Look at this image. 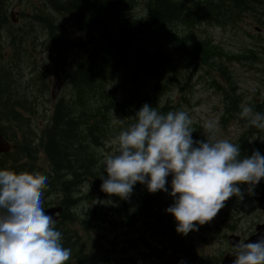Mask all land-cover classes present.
<instances>
[{
    "label": "rangeland",
    "instance_id": "obj_1",
    "mask_svg": "<svg viewBox=\"0 0 264 264\" xmlns=\"http://www.w3.org/2000/svg\"><path fill=\"white\" fill-rule=\"evenodd\" d=\"M3 1L4 0H0V26L4 29V33L10 35L11 41H13L17 46L19 58L21 60H23L26 57V53L31 50L29 48H25L23 45L24 39L27 35H29L31 40L36 44H39L42 38L48 37L51 38L54 45L59 49L63 48L64 44L62 39L61 14L56 11H50L46 6L45 0H39L42 7V13L35 17L33 24L27 28L15 30H11L4 24V13L2 9ZM21 1L27 3L29 0ZM137 2L138 1L133 3L134 7L137 6ZM133 10H135L134 15L136 16L144 13L142 4ZM94 13H97V10ZM177 14L178 12H176L173 16L175 17ZM148 15L149 11L144 14L143 18L139 17L138 19H144ZM69 20L74 22L70 16ZM22 23L23 22L19 25H22ZM238 26L240 27V31L237 35L232 34V32H223L219 29H208L207 32L211 35L216 44L221 45L228 51L242 52L243 50L251 49L252 53L249 57L244 58L230 67L233 79L239 87V92L243 94V99H245V103H247L254 97L258 99L264 98V51L261 49L264 47V30H259L258 24L249 18L246 19L245 23V17L244 23L240 22ZM70 32H73V30L70 29ZM75 35L76 33L73 32L72 36ZM85 39V43L89 44V38L86 35ZM88 48L89 49L78 50L75 58H69L68 56L59 54L61 53L59 52L58 54H48V59H53L61 66L68 85L66 94L62 96L57 103L62 102L65 105L66 110L70 111V113L75 116V119L79 121V124L85 120H89L91 113L96 115V105L99 103V99L102 97L106 98L104 105L98 106L102 112L101 117L97 118L95 127L93 126L91 128V132L96 141V144L92 146L94 164H97L95 156L100 154L98 142L104 139L112 138L113 136L111 132L116 130L118 126H115L111 131L108 130L107 124L110 117L112 116L116 122L122 123V125L130 126L136 120L135 114L138 111L137 107L142 101L137 98L141 96H143L146 101L153 102L154 105H162V102H160L158 98H154L147 93V89L150 84H156L157 86L164 84V78L167 81L168 78L167 74L159 78H152V76H148L140 71H137L138 75L134 76V80L136 83L135 88L139 93L136 94V97L131 99L124 111L114 112L115 108L110 105L111 100L109 96L116 100L129 90L128 85L121 87V81L119 80L118 86L112 79V75L116 77L118 75V71L116 73L109 72L108 74H105L106 79L102 86L99 84L96 85L94 90L95 95L90 94L88 90L79 94L71 85L72 76H74L80 61L90 50L89 45ZM53 56H56V59L52 58ZM176 63L178 69L181 71L180 78L184 80L189 77V83L192 85V94L189 98H187V103L189 104L187 108H190L191 110L189 109L190 111L186 112L189 114L192 122H197L202 128V132L208 136L206 130L203 128V124L209 120L215 121L216 125L218 124L217 120L220 116L219 109L221 107L222 96L215 94L216 91L208 87L207 82L211 80L210 75L215 76L218 72L210 67H201L200 60H198L197 64L193 67L187 65L185 61H177ZM43 67L46 70L45 64ZM112 67H114V65ZM172 69L173 68L171 67L170 70ZM24 70L25 76H27L30 73V70L27 67H25ZM2 71L3 85L5 84V87L2 89L1 96L6 95L7 101L5 105L12 104L14 107L18 105L26 112L28 118H34V124L37 127H40L41 115L46 116L48 109V105L45 106L44 104L45 100L43 98V94L44 97L47 96L44 93V89L39 80L42 72L36 71V76L32 78L31 83L24 84L14 82L12 71L4 69L0 65V72ZM52 72L53 69L51 70V73L48 72V75L51 78ZM150 78L152 79L147 82ZM180 88H183L184 92L181 91ZM166 92L167 85H164V94H166ZM171 93H173L174 96H180L183 93L187 95L188 93H191V91L187 83L184 86V82L177 80L173 84ZM0 106L3 107L1 104ZM11 116H13V120L7 119L5 121V125L12 136V131H14L12 126L18 122L19 118L13 112ZM219 127L217 126L215 135L216 139H225L228 135L235 134V136H237L239 134V126L236 124L230 125L226 130L221 126ZM21 131L26 134V139L23 141L25 144H21L22 149H19L18 145V152L9 158H18V154H20L22 159L20 162L22 163L18 166L10 167L8 164L13 165L15 162L11 160L4 165L0 164V170L6 169L16 173H35V168L38 167L40 170L44 171V173L49 174L50 164L48 163V165L45 166L41 164L40 160H35L36 156H38L44 148L40 143V137L34 135L29 120H26L25 123L22 124ZM252 132L253 134H260L259 130L256 128L253 129ZM225 133L228 135H225ZM89 137L90 135L87 133L85 137L87 145L89 144ZM229 141L232 142V139H229ZM116 147V144L113 142L106 144L101 151L102 154H104V158L112 154ZM81 155L83 159L84 155ZM29 157H31V159ZM72 166H74V169L87 172L83 163L79 165L73 164ZM95 170H98L99 172H96L98 173V176H96L92 183L86 184L85 178L74 179L75 186L71 191V195L75 202L69 206V209H67L69 216H76L74 220L69 222V228L76 235L79 244L85 243L84 253L89 254L91 252L93 243L99 251L101 259L97 261L92 259V264H161L159 260L149 256L148 249L143 246V242L139 241V238L143 237L146 240L145 242H153L160 238V234L152 235L150 232H143L142 229L136 230L135 228L123 225L117 211L118 206L112 199L96 196L94 197V200L92 196L87 198L88 191H91V189L100 194H104V192L101 191L102 180L100 179L102 175L106 176V173H104V165L98 164ZM50 184L51 181H48V186L45 190L43 198V200L45 199V202H51L55 199L56 195L60 194V191H58V183L54 182L53 186ZM255 187H258V185H255ZM140 191L148 192L144 185L139 184L134 186V193L137 198H139ZM156 194L157 193H149L147 199L145 197L142 201L139 200V208L135 207L136 211L131 217V223L138 225L139 218H142L147 225H155L153 228L157 232L163 233L165 232V227L161 222V216L157 214L159 211H163L161 205H158V207L155 208L156 213L153 216L148 215V213L152 211L153 207L148 210L145 209V206H147V203H145L146 201H150L151 204L153 203V206L158 204L155 201ZM247 197H251V194ZM247 197L246 199L243 198L238 201L228 200L225 203L229 206L225 205L224 207L225 210L233 216L234 222H236L237 233L241 235L248 234L254 223L260 220V214L256 209V205L250 199H247ZM130 198L133 200L137 199L136 197H133V193ZM208 223L210 228L209 231H199L193 233L190 235V239L193 242L196 253L209 264L212 263L219 253L225 249L222 235L228 231L227 225L229 220L216 216ZM73 263H76L75 259L73 260Z\"/></svg>",
    "mask_w": 264,
    "mask_h": 264
},
{
    "label": "clouds",
    "instance_id": "obj_2",
    "mask_svg": "<svg viewBox=\"0 0 264 264\" xmlns=\"http://www.w3.org/2000/svg\"><path fill=\"white\" fill-rule=\"evenodd\" d=\"M240 108L247 126L264 131V112L248 104ZM135 118L119 132L113 141L115 151L104 159L101 191L125 201L137 183L151 194L166 193L172 204L165 211L174 218L178 234L199 231L229 198L243 199V185L251 193V186L264 179V155L259 150L242 155L240 145L216 139L215 121L203 124L207 139L194 140L186 111L165 114L146 103ZM47 186V176L0 170V264H66L70 260L71 250L61 243L56 218L44 207ZM231 254L233 264H264V233L256 242L233 243Z\"/></svg>",
    "mask_w": 264,
    "mask_h": 264
},
{
    "label": "trees",
    "instance_id": "obj_3",
    "mask_svg": "<svg viewBox=\"0 0 264 264\" xmlns=\"http://www.w3.org/2000/svg\"><path fill=\"white\" fill-rule=\"evenodd\" d=\"M48 1L51 2L54 7H57L58 3L61 2V4H63L61 6L65 12H69L68 14L70 18L79 24L77 26L80 27L89 38L88 42L90 50L86 55L87 57L82 59L71 80L78 93L85 92L87 88L90 93H92L96 88V84L101 81L105 74L110 72V68L113 65H117L121 68L126 66L128 69L134 68L135 72L141 70L142 73L152 77L163 75L164 70L167 69L166 60L168 63V57L165 56L164 52L169 46H171L172 41V35H170V32L168 33L164 27L169 26V29L174 36H179L180 40L183 38L182 35H178L177 33V25L180 21V17L178 14L175 17L173 16L178 12L174 0L145 1L143 8L144 13L141 16L138 15L140 18H143L144 14L149 11V15L144 19H138L135 17L133 13V9H135L133 6L134 0ZM231 1V4L227 6V11L230 12L228 14H234L241 9H245L246 13H250L257 7L264 6V4H259L257 2L258 0ZM96 10L97 13H94ZM213 11L214 8L212 6L203 4L200 13L201 15H206L211 14ZM41 13L42 12L40 11V14ZM226 13L227 12L223 11L222 15L224 16ZM37 15H35V17ZM29 38L30 36L27 35L25 40H28ZM45 38L47 40L51 39L48 37ZM174 42L175 41H173V43ZM193 47L194 46H192V48ZM200 54L204 55L205 53ZM19 66V62H15L13 67H9L8 65L2 67L12 71L15 78V72H19L20 70ZM28 66L35 68V60H30ZM135 72L133 75H135ZM2 74L3 71L0 72V96L2 94V89L5 87V84L3 85ZM150 79H148L147 82ZM39 80L45 93L48 89L47 83L42 79ZM134 97L135 96L133 95L131 97H129V95L123 96L122 100L116 101L109 96L111 100L110 105L115 108L114 112H122L127 108L131 99ZM99 100V103L96 105V116L98 117L102 114L98 106L104 105L106 98L102 97ZM141 100L139 106L142 107L146 102L142 98ZM6 101V95L0 97V103L5 105ZM61 104L62 103H58L55 105L52 117L49 118V125L42 131L41 138L44 140H41V144H43L47 161L51 164L53 172L55 173L54 175L61 180L64 189L67 190L69 182L65 181L64 175L68 171L75 172L74 166H72L71 163L73 164L74 162L83 161L86 164L85 167L87 171L92 169V163L90 154L88 155L83 152L82 154L84 157L82 159V155L75 154L77 150L74 147H71L78 143L80 139L78 133H76V124H74L72 120L66 119ZM151 106L154 107V103ZM158 111L166 114L167 107L163 106ZM112 118L113 117L111 116L107 124L108 130L110 131L120 124L118 122L113 123ZM117 127L118 128L116 129L122 128V125ZM107 140L108 139H104L98 142V146ZM75 157L80 158L75 159ZM95 159L97 162V155L95 156ZM85 183H91L90 179H87ZM92 191L95 190L91 189V191H88V194ZM67 204V201H65V203L62 201V206L64 208L63 217L65 216L69 221L70 219H73V216H69L67 211L68 208L66 207ZM151 208L152 207L145 206V209L147 210ZM57 230L61 231L59 229ZM63 233L65 232L63 231ZM64 237L63 234L62 241ZM64 240V244L68 242L71 244L69 239Z\"/></svg>",
    "mask_w": 264,
    "mask_h": 264
},
{
    "label": "bare ground",
    "instance_id": "obj_4",
    "mask_svg": "<svg viewBox=\"0 0 264 264\" xmlns=\"http://www.w3.org/2000/svg\"><path fill=\"white\" fill-rule=\"evenodd\" d=\"M62 2H64V0L62 1ZM134 2H136L135 0H134ZM133 2V3H134ZM45 3H46V6L49 8V10L50 11H56V12H58V13H69V12H65V10L62 8V6L61 5H63V4H61V2L60 3H58V5H57V7H54L52 4H51V2H49L48 0H45ZM137 7V6H136ZM136 7H135V9H136ZM133 13L135 14V10H133ZM68 16H69V14H68ZM135 17L136 18H139V16H136L135 15ZM175 20V19H174ZM173 20V21H174ZM76 23V22H75ZM80 28V27H79ZM81 30V29H80ZM82 31V30H81ZM83 32V31H82ZM84 33V32H83ZM85 35L87 36V34L85 33ZM89 45V44H88ZM164 52V51H163ZM88 54V53H87ZM86 54V55H87ZM164 54H165V56H166V53L164 52ZM84 56L83 58H85V57H87V56ZM167 59V58H166ZM82 61V60H81ZM81 61H80V63H81ZM79 63V64H80ZM0 65H1V63H0ZM166 65H167V60H166ZM79 66V65H78ZM78 68V67H77ZM113 68V69H112ZM119 69H121V67H118L117 65H114V67H111L110 68V72H117ZM77 70V69H76ZM127 70H132L133 71V73L135 72L134 71V68H127ZM141 73H142V71L141 70H139ZM114 73V74H115ZM108 74V73H107ZM165 74H167V70H164V73H163V75H160L159 77H162V76H164ZM136 75H138V73L137 72H135V75H133V76H136ZM158 77V78H159ZM72 78H73V76H72ZM152 78H154V77H152ZM151 78V79H152ZM155 78H157V77H155ZM105 79H106V77L104 76L102 79H101V81L98 83L99 85H101L102 86V84H103V82L105 81ZM150 79V80H151ZM72 80V79H71ZM149 80V81H150ZM148 81V82H149ZM71 85H72V87H73V89L76 91V89H75V87L73 86V84H72V82H71ZM97 85V84H96ZM88 90V88L86 89V91ZM95 90V89H94ZM94 90L92 91V93H90V94H92V95H95V92H94ZM85 91V92H86ZM89 91V90H88ZM77 92V91H76ZM90 92V91H89ZM78 93V92H77ZM80 94V93H79ZM95 98H96V96H95ZM144 99V101L147 103V104H149V105H152L153 103L152 102H150V101H146L145 100V98L143 97V96H141V97H139V98H137V99ZM60 103H62V102H60ZM1 105H3L2 103H0ZM58 104V103H57ZM56 104V105H57ZM160 106H162V105H160ZM163 106H165L164 104H163ZM61 107H62V109L64 110V115L66 116V119L67 120H72L73 122H74V124H76V128H77V130H76V133H78V137H79V142L78 143H76V144H74L73 146H71V147H74L76 150H77V152L75 153V154H82L83 152L85 153V154H90V158H91V163H92V169L90 170V171H87L86 170V167H85V170L87 171V172H85V171H80V170H78V169H75V172L73 173L72 171L71 172H67V173H65V175H64V179H65V181H67V182H69V186H68V188H67V190H65L64 189V187H63V185H62V182H61V180H59V178L56 176V175H54L55 173L53 172V168H52V166H51V164L49 165V169H50V172H49V174H46V173H44V171H42V170H40V168H38V167H36L35 168V174H38V175H41V176H47L48 177V181H51V186H53V183L54 182H56V183H58V185H59V188H58V191H60L61 192V194L63 195V202L65 203V201H67L68 202V204H67V208L69 209L70 207V205H72L74 202H75V200L73 199V197H72V195H69V194H71V191L73 190V187L75 186V181H74V179L75 178H85V181L87 180V179H90V181H91V183L93 182V180L96 178V176H98L97 174L98 173H96V172H99L98 170H95V168H97V166H98V164H94V153H93V150H92V146L94 145V144H96V141H95V137H94V135L92 134V132H91V128L94 126L95 127V122H96V120H97V118H98V116H96L94 113H91L90 114V119L89 120H85V121H83V122H81L80 124L78 123L79 121L78 120H76L75 119V116L73 115V114H71L70 113V111H68V110H66V107H65V105L62 103L61 104ZM165 107H167V111H166V113L167 112H169V111H173L172 110V108L170 107V106H165ZM3 108L4 109H6V112H5V114H4V121H6L7 119H12L13 120V116H11L12 115V112H13V108H14V106L12 105V104H9V105H3ZM139 108H141L140 106H138L137 107V110H139ZM67 116H71V117H67ZM99 117H101V115L99 116ZM80 127V128H79ZM82 128V129H81ZM82 130V131H81ZM87 133H89V135H90V137H89V144L87 145V142L85 141V137H86V134ZM43 138H40V143H41V140H42ZM44 140V139H43ZM21 144L22 145H24L25 144V142H22V143H20V144H17V146H16V152L15 153H17L18 152V145H19V149H22L21 148ZM42 146H43V144H41ZM44 148V147H43ZM19 155V157L17 158V157H11V158H9V157H5L4 158V160L0 163L1 165H4V164H6L8 161H11V160H13V161H21L22 159H21V155L20 154H18ZM30 159H31V157H29ZM69 158H71V157H69ZM76 158H80V157H75V159ZM74 163H76L77 165H79V164H84V166H86V164L83 162V161H79V162H74ZM73 163V164H74ZM72 163H71V165H73ZM1 167V166H0ZM78 172H77V171ZM146 203H147V206H149V207H153V203L151 204L150 203V201H146ZM57 229H59V228H57ZM61 233H62V235L64 234L63 233V231H60Z\"/></svg>",
    "mask_w": 264,
    "mask_h": 264
}]
</instances>
